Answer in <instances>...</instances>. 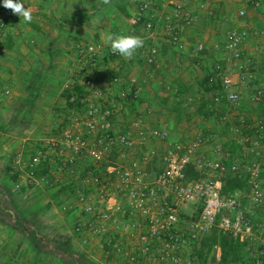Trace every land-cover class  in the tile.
<instances>
[{"label": "built area", "instance_id": "built-area-1", "mask_svg": "<svg viewBox=\"0 0 264 264\" xmlns=\"http://www.w3.org/2000/svg\"><path fill=\"white\" fill-rule=\"evenodd\" d=\"M190 1L166 0L171 6L166 42L172 47H179L177 23L189 21L186 7ZM146 10L145 3L139 5L136 21ZM3 12L6 17L13 16L11 10ZM243 14L242 10L237 12L238 17ZM3 25L0 22V28ZM144 29L150 33L152 24L144 22ZM260 35L245 27L227 31L222 45L216 47L220 58L210 66L205 79L203 95L207 109L224 107L232 113L228 118L227 114L220 117V122L229 123L237 146V153L232 156L215 144L212 133L179 142L169 140L165 131L147 128L143 121L146 111L132 109L139 98L136 79L122 74L114 65L106 79H99L105 78L100 68L120 55L111 50L106 53L101 46L91 43L73 47L74 62H81L85 70L70 69L72 79L65 81L61 90H72L78 84L83 90L79 99L82 111L69 116L60 135L45 142L27 166L35 169L42 153L51 151L62 168L87 160L100 169V173L84 178L81 181L84 187L76 192L84 214L83 219L76 220V232L103 235L108 248L119 254L122 243L116 235H123L126 243L123 254L130 264L138 260L182 264L181 250L215 229L245 244L254 264H260L264 247L258 252L251 251L257 241H264V223L250 221L238 193L220 194L221 177L228 172L246 181L247 202L256 207L264 204L260 177L264 171V119L250 124L237 113L244 95L264 111V85L254 78V62L246 50L249 38ZM140 49L144 64L153 67L157 61L156 48ZM201 49V45L195 47L196 51ZM2 93L7 95L8 91ZM154 140L164 143L161 152L148 149V143ZM210 144L215 159L201 155L202 147ZM114 152L119 156L132 155L126 163L118 162L109 159ZM154 157L159 167L150 175L145 166ZM189 168L197 178L188 179ZM88 188L94 189L95 200L84 193L83 189ZM197 206L200 210L196 213ZM183 208L188 211H181Z\"/></svg>", "mask_w": 264, "mask_h": 264}, {"label": "crops", "instance_id": "crops-1", "mask_svg": "<svg viewBox=\"0 0 264 264\" xmlns=\"http://www.w3.org/2000/svg\"><path fill=\"white\" fill-rule=\"evenodd\" d=\"M21 2L25 9L32 10V22L25 23L22 17L13 14L11 16L13 22L8 23L2 35L10 39L12 47L9 51H3L12 57L9 65L10 79L14 84H21L20 91L23 95L19 97V106L25 107L26 118L30 116L33 118L28 127L30 134L39 136L37 133L41 131L44 133L54 129L55 124L51 117L56 116V113L61 119L66 117L67 120L69 116L78 115L77 112L66 110L61 95L62 84L72 79L68 72L71 67L69 63L73 60L72 48L83 42H94L107 53L111 49L105 44L104 36L107 33H114L142 37L144 46H154L157 50V61L153 67L144 64L139 49L131 60L120 56L111 64L103 65L108 71L101 70V76L108 77L112 73L111 66H118L122 74L136 79L139 98L132 109L146 111L143 121L147 128L165 131L169 134V140L179 142H187L183 138L193 139L197 135L216 132L215 144L228 152V147L233 146L235 148L233 155L237 153V146L228 128L229 123L220 122L221 116L227 114L228 118L232 113L226 112L224 107H219L215 111L207 109L203 95L206 90L205 79L210 66L220 58L216 47L222 45L227 31L245 27L252 32H259L257 29L264 32V0H191L186 7L189 21L184 24L177 23L179 47H172L166 42L169 23L167 18L171 11V6L166 0H110L109 4L102 3V0H21ZM142 3L147 5V10L142 13L140 21H136L138 7ZM0 6L3 7V0H0ZM239 10L244 12L242 17L237 16ZM3 11L0 10V17ZM144 22L152 24L150 33L144 29ZM262 40L264 41V38ZM262 40L261 37H250L246 43V50L250 52L254 65L256 58L258 60L256 52L261 48ZM249 44L256 45V51L248 49ZM198 45L202 46L200 51L195 50ZM256 81L264 85V79ZM23 100H27L25 104ZM237 113L250 124L264 119V111L250 103L245 95L240 101ZM18 129L19 126L12 125L10 119L5 125L0 124V133L12 134ZM8 145L15 148L18 142L13 140L11 135L3 134L0 137L1 150H5ZM147 146L148 149L161 152L164 143L154 140ZM212 148V144L203 146L201 155L215 159ZM134 154L137 156V153ZM229 154L232 156L231 152ZM131 155L125 153L119 156L114 152L109 159L126 163ZM86 162L87 169L80 168L81 173L75 176V192L83 188L81 181L84 178L90 174L100 173L99 168L89 161ZM145 167L147 172L155 173L159 161L154 157ZM48 188L44 185L42 192L46 197L49 195L50 199L51 192L47 190ZM83 191L94 197L93 188ZM47 202L50 204L51 200ZM47 209L50 210V207ZM46 224L48 228L53 227V223L49 221ZM85 234L74 236L78 240L88 238ZM259 242L261 246L262 241ZM213 255L217 261L219 252L216 248Z\"/></svg>", "mask_w": 264, "mask_h": 264}, {"label": "rangeland", "instance_id": "rangeland-1", "mask_svg": "<svg viewBox=\"0 0 264 264\" xmlns=\"http://www.w3.org/2000/svg\"><path fill=\"white\" fill-rule=\"evenodd\" d=\"M3 8L0 6V10L3 11ZM1 15L0 22L4 24V28L0 32L2 36L6 27H8V23H12L13 20L10 16L6 17L4 12H1ZM257 30L261 33L259 37L262 40L264 32L260 29ZM83 43L98 45L94 42ZM260 45L261 48H258L256 52L258 60L256 58L254 65L255 79H264L263 40ZM247 47L256 51V45L252 46V44H249ZM10 55L5 51H0V111H2L0 124L5 125L10 119V123L19 126V129L13 131L12 134L0 133V137L3 134L5 136L11 135L12 139L18 142L15 148L12 145H8L5 150H1L0 147V204L2 207L0 210V264H130L126 262L123 254L126 251L123 249L126 244H124L123 235H116L117 240L122 243L120 254L105 247L106 242L103 235L93 236L84 232V234L86 233L85 235H88V238L79 240L74 236L83 234L82 232H76L74 225L77 219H83L84 217L81 206L77 202V193L74 185L75 176L81 173L80 168L85 167L87 169V160L75 161L73 166L62 168L51 151H47L44 154L42 153V157H40L35 169H30L27 166L29 159L38 150H41L45 142L60 135L61 131L67 126V122L64 123L63 119L56 113V116L51 117L55 124L54 129L44 133L41 131L37 133L38 135L40 134L39 136L30 134V128L28 127L32 123L31 120L33 118H30L32 116L26 118L25 107L19 106L21 84H14L9 77V65L12 59ZM72 55L73 60L69 63V66H74L75 68L71 67L70 69L75 72L85 70L81 62H74L75 53ZM100 70L103 72L108 71L103 66ZM104 77L99 79H106V76ZM5 90L8 91L7 95L2 93ZM15 105L17 106L15 107ZM213 134L217 133L214 132ZM191 138L187 137L183 138V140L189 141ZM35 172L37 174L34 176L33 173ZM153 172L150 171V175ZM44 185L49 187L47 190L51 192L50 199L49 195L47 197L43 195L42 187ZM87 194L89 195L88 192ZM89 196L92 197V195ZM94 197H92V200H95ZM47 200H51V203L47 204ZM241 202L246 213H253L256 217H260V207L251 205L245 199ZM66 204L67 206L65 207ZM49 207L50 210L47 209ZM4 210L11 211L16 217L23 219L29 227L34 229L39 239L33 244L22 231L14 230ZM181 211L187 212L188 208H183ZM48 221L53 223L52 228H48L46 224ZM262 246L264 247L263 242L260 246V242L257 241L252 252H258ZM191 250V245L181 250L182 264H195L191 259ZM262 260L264 261V256ZM131 264L156 263L138 260Z\"/></svg>", "mask_w": 264, "mask_h": 264}, {"label": "trees", "instance_id": "trees-1", "mask_svg": "<svg viewBox=\"0 0 264 264\" xmlns=\"http://www.w3.org/2000/svg\"><path fill=\"white\" fill-rule=\"evenodd\" d=\"M3 28L4 25L2 28H0V32L3 30ZM11 47L12 44L10 39L8 37H3L0 34V51H9ZM61 95L64 98L65 108H67L66 110L81 113L82 104L79 102V99L83 96V90L80 86L74 85L70 91L61 90ZM26 101L27 100H23V104H25ZM67 121L68 120L66 117H64L63 122L65 123ZM228 149L232 155L235 153V148L233 146L228 147ZM103 165L104 164H102V166ZM36 174V172L33 173L34 176ZM187 176L190 180L197 178V174L191 171V169L187 171ZM260 177L262 180L261 185L264 190V171L261 172ZM246 191L247 185L245 180L232 177L228 172L222 175L220 189L221 195L227 196L233 193H238L242 201L245 199ZM1 208L2 207L0 204V210ZM260 208V217H256L253 213H247V217L252 223H264V204ZM199 210L200 206H197L196 213L199 212ZM5 213L9 218L11 227L14 230L22 231L28 240L33 244L39 239V236L34 231V229L29 227L23 219L16 217L11 211L7 210ZM105 247L108 246L105 245ZM215 248L219 252L217 261H215L213 255V250ZM191 249V259L195 264H254V258L250 256L249 250H246L245 244L239 243L235 238L223 235L215 229H212L208 234L200 237L192 244ZM260 264H264L262 259H260Z\"/></svg>", "mask_w": 264, "mask_h": 264}, {"label": "clouds", "instance_id": "clouds-1", "mask_svg": "<svg viewBox=\"0 0 264 264\" xmlns=\"http://www.w3.org/2000/svg\"><path fill=\"white\" fill-rule=\"evenodd\" d=\"M102 3L109 4L110 0H102ZM3 7L11 10L14 15L23 18L25 23L32 22V10L25 9L21 0H3ZM105 44L110 47L114 54H118L127 60H131L136 52L144 46L142 37L134 35L107 33L104 36Z\"/></svg>", "mask_w": 264, "mask_h": 264}]
</instances>
